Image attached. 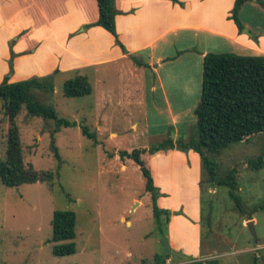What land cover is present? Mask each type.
<instances>
[{
	"label": "rangeland",
	"instance_id": "1",
	"mask_svg": "<svg viewBox=\"0 0 264 264\" xmlns=\"http://www.w3.org/2000/svg\"><path fill=\"white\" fill-rule=\"evenodd\" d=\"M248 15L243 10L241 20ZM250 18L258 21L253 14ZM63 82L54 78L53 94L43 96L58 118L76 123L55 135L59 168L49 137L53 123L30 117L25 110L15 120L24 163L50 178L17 188L0 182V264H157L154 259L164 253L162 240H169L167 228L160 233L155 226L139 168L131 160H120L118 154L149 147L167 138L168 132L173 138L179 130L177 139L185 137L195 123L192 110L180 126L170 127L163 109L119 105L121 78L115 70L97 82L109 90L105 99L98 94L67 98L61 92ZM80 125L95 132L96 140L83 136ZM8 127L0 102V160L5 156ZM256 157L264 158V133L231 144L215 156L221 176L237 170L235 197L226 188H214L204 181L199 200L201 253L194 254L180 237L186 247L175 243L172 250L185 258L173 255L162 264H264V167H248V161ZM178 197L191 206V195ZM56 210H71L76 216L74 254L56 257L52 253L51 219ZM170 213L185 218L182 212ZM249 221L257 242L246 227Z\"/></svg>",
	"mask_w": 264,
	"mask_h": 264
},
{
	"label": "crops",
	"instance_id": "2",
	"mask_svg": "<svg viewBox=\"0 0 264 264\" xmlns=\"http://www.w3.org/2000/svg\"><path fill=\"white\" fill-rule=\"evenodd\" d=\"M233 4L234 0H115L120 12L115 17L118 38L128 54L148 65L145 71L133 64L110 33L94 26L95 0H0V84L5 77L13 83L56 72L54 78L63 81L86 77L90 95L105 99L109 90L97 82L115 70L121 78L119 105L163 109L170 127H178L199 101L204 56L264 57V0H251L241 8L240 17L243 10L249 12L246 20L240 18L242 33L229 19ZM252 14L258 21L251 20ZM10 50L15 54L12 73ZM178 134L179 130L173 140ZM141 158L160 193L157 207L185 215L169 217L170 248L175 243L186 247L180 240L184 237L193 253L200 254L199 155L168 150L144 153ZM186 194L193 197L190 207L178 197Z\"/></svg>",
	"mask_w": 264,
	"mask_h": 264
},
{
	"label": "trees",
	"instance_id": "3",
	"mask_svg": "<svg viewBox=\"0 0 264 264\" xmlns=\"http://www.w3.org/2000/svg\"><path fill=\"white\" fill-rule=\"evenodd\" d=\"M98 8V20L94 26H99L110 33L115 43L124 54H128L120 42L116 29L115 17L120 13L115 7V0H95ZM174 1V0H171ZM251 0H234L229 19L233 21L239 33L244 26L240 20L241 8ZM256 41V38H253ZM15 54L10 50L8 60L9 73L13 70ZM133 64L148 71V65L140 58L128 54ZM56 72L42 77L9 83L5 77L0 84V102L4 114L8 118L9 127L6 135V150L3 160H0V182L10 188H17L22 184H31L47 181V174L40 175L29 163H24L20 135L15 120L21 110H25L30 117L53 123L49 133L53 157L60 167L61 160L54 146L55 135L61 128L76 126L68 120L58 118L55 109L43 96H51L54 92L53 80ZM148 87V85H146ZM61 92L67 98L89 96L92 87L86 77L76 76L62 83ZM48 103V104H47ZM194 126L188 128L185 137L173 140L170 132L167 138L150 145L147 148H138L130 151H120V160L128 159L139 168L145 180V191L152 202V217L156 228L163 232L167 228L169 211L157 207L156 199L160 196L148 167L142 160L144 153L154 154L159 151L178 150L181 152L193 151L201 161V179L199 182L201 197L205 191L203 182L211 187H223L231 198L235 197L237 188L234 168L226 175L218 172V163L215 156L231 144L244 142L251 136L264 133V57L235 56L208 54L203 57L201 70L200 97L193 109ZM83 136L95 141V132H90L86 125H80ZM248 167L257 170L264 167V158L256 157L248 161ZM237 203V202H236ZM203 219V215H202ZM76 216L71 210H56L52 214L50 242L53 243L52 253L56 257L74 254L76 251L73 242L75 238ZM164 237V234L161 236ZM172 256L164 254L156 256L157 264ZM210 264H217L210 261Z\"/></svg>",
	"mask_w": 264,
	"mask_h": 264
},
{
	"label": "water",
	"instance_id": "4",
	"mask_svg": "<svg viewBox=\"0 0 264 264\" xmlns=\"http://www.w3.org/2000/svg\"><path fill=\"white\" fill-rule=\"evenodd\" d=\"M244 32H246V30H244ZM246 227L250 231L251 235L254 237L255 242H257L256 236H255V233H254V229H253V223H252V221L247 222L246 223ZM162 244H163V248H164V254H171L172 256L174 255V256L179 257V258H182V259L185 258L181 254H178L177 252L173 251L170 248L167 240H165V239L162 240Z\"/></svg>",
	"mask_w": 264,
	"mask_h": 264
}]
</instances>
